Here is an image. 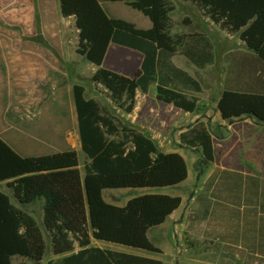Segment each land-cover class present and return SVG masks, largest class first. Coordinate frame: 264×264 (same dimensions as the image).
I'll use <instances>...</instances> for the list:
<instances>
[{"label": "trees", "instance_id": "1", "mask_svg": "<svg viewBox=\"0 0 264 264\" xmlns=\"http://www.w3.org/2000/svg\"><path fill=\"white\" fill-rule=\"evenodd\" d=\"M125 0H60L63 19L73 18L78 31L76 54L95 68L94 86L103 88L112 105L126 115L138 94L155 86L156 102L184 114H196L199 82L176 68L182 57L195 69L214 62V50L203 33L171 36L168 0H134L126 6L147 19L150 29L111 16L106 5ZM214 27L237 35L245 51L224 55L222 88L225 93L264 97V0H185ZM188 21H184L187 24ZM110 45L141 55L133 78L103 68ZM73 98L81 151L89 160L88 176H132L163 164L165 155L151 137L128 123H116L84 89L74 85ZM182 147L199 150L203 163H214L212 136L195 123L179 136ZM75 151L39 158H23L0 139V185L20 207L41 203L42 226L56 260L46 264H162L161 261L95 248L91 244L82 180ZM182 200L158 194L141 198L131 248L159 255L148 238L181 207ZM196 209L185 216L184 234L202 240L200 261L210 264H264V183L254 176L216 169L195 197ZM46 253L43 234L34 218L16 208L0 192V264L18 258L42 264Z\"/></svg>", "mask_w": 264, "mask_h": 264}, {"label": "crops", "instance_id": "2", "mask_svg": "<svg viewBox=\"0 0 264 264\" xmlns=\"http://www.w3.org/2000/svg\"><path fill=\"white\" fill-rule=\"evenodd\" d=\"M59 1L60 0H0V30L4 28V30L10 34L15 33L14 36L10 35V40L8 39L9 46L13 48V54H8L7 50H3V55H0V139L7 144L3 136L14 130L16 148L12 149L23 158H39L75 151L79 159L78 170L82 180L87 217L88 213L95 214L96 210L106 211L113 215L115 213L123 215V217L127 218L129 225H125L127 229L122 226L117 239H110L109 242H106L103 241L106 240V238L99 235L100 231L95 229L94 217L91 224L92 234L88 219L92 246L99 249L111 250L162 262V260L154 254L137 251L131 248V239L141 198L146 194H158L178 197L182 200L178 192L180 187L187 181L188 177L172 185L167 184L164 176L168 175V173H159L157 170V168L163 164L153 167L141 174L132 175L142 177L143 183L137 187L132 186L131 189H121L122 192L128 195L125 197V202L120 203V198L117 195L120 192H109L118 191V189L104 190L102 186L98 187L93 184L92 181L95 175L88 176L85 174L83 168L86 164H89V160L81 151L78 121L72 92L74 85L69 84L68 86H62L64 79L67 78V73L69 74L72 70L71 64L73 62L72 57L68 54L66 55L63 48L68 46L69 38H71V42H75L74 47H76L77 50L79 33L75 27V20L73 18H62ZM132 1L134 0H125L123 3L109 5L113 6V8L107 9L106 11L113 17L133 23L139 29H150L151 25L149 21L137 12L136 14H139L142 18V27L137 26L134 22L126 20L122 15L116 13L121 10V6L126 5V2L129 3ZM112 46L114 45H110L108 48L103 62V68L106 67L108 70L119 75L133 78L140 66L142 60L141 55L130 50L126 51L127 49L124 48H122L124 50L119 51L113 50ZM58 47V55H55L54 50ZM40 49H42L41 52H39ZM110 50L117 52L118 56L113 59L122 61L123 66L121 68L115 67L111 62L112 59H108V52ZM172 63L176 68L186 72L191 78L196 80L193 76V72L197 69L185 59L181 57L180 63L175 64L173 58ZM61 72L62 77L59 76ZM188 95L198 99L199 94L188 93ZM149 96H151V99L155 100V86H151L148 94L144 97L150 98ZM259 98L264 101V97ZM9 103L14 104V109L10 110L8 106ZM156 104L158 107L155 109L159 108L160 112H169L171 109L175 110L172 106H165L158 102H156ZM150 107H153V105L148 107L147 111L149 115L153 112ZM216 107L221 115L224 116L226 114L224 110L222 111L220 105L217 104ZM178 112L190 116V114H184L181 111ZM153 118H155V116H153ZM254 118L257 119L256 117ZM252 122L253 121L250 119H245L239 123H244L242 125L244 126L245 132L257 138L261 148L264 149V125ZM190 127L187 126L186 131ZM145 133H147L152 140H155V136H152L150 131L146 130ZM182 133L184 132L180 130L177 136L178 141ZM228 139V136L222 138L224 142ZM226 147L232 148L225 144V148ZM178 148L181 149L182 147ZM213 149L214 163L208 165L210 169L204 173L203 184L216 169H225L244 175H254L255 177L256 174H251V171L245 167H228L222 164V167L219 168L216 163V148L214 145ZM169 153L178 154L177 152ZM204 165L207 164L204 163ZM114 177L127 176H104L103 178H106L104 180L109 182V184L111 182H121ZM256 178L264 183V177L260 178L257 175ZM108 187L118 186L109 185ZM133 191L136 192L135 195ZM132 194L133 196H131ZM195 206L193 210L196 209ZM178 211L173 213L162 226L149 232V241L157 249L160 250L156 242L152 239V232H163L165 226H167ZM40 221H42V211ZM160 236H162V234L159 235V238ZM121 238L128 240L122 242ZM112 240L114 242H112ZM106 245H113L117 248H107ZM52 259L56 260V258L53 257ZM27 262L28 261H25V263L22 264H29Z\"/></svg>", "mask_w": 264, "mask_h": 264}, {"label": "rangeland", "instance_id": "3", "mask_svg": "<svg viewBox=\"0 0 264 264\" xmlns=\"http://www.w3.org/2000/svg\"><path fill=\"white\" fill-rule=\"evenodd\" d=\"M168 1L174 6V11L170 14V35L176 36L203 33L209 37L214 50L213 64L204 70H194L193 72V76L202 87V92L198 95L197 99L201 104L196 114L186 116L171 108H168L171 109L169 112L162 111V113L159 111V108L155 109L158 106L155 100L151 99V96L147 98L142 95H138L135 99V110H133L130 115H126L117 110L110 102L108 93L103 88L94 86L91 83L90 79L95 68L75 53V42H71V38L69 37L68 46H65L63 49L66 55L68 54L72 57V70L69 74L67 73V78L64 79L65 83L63 81L64 85L62 84V86H68L69 84L81 86L84 89L85 98L95 101L105 114L115 119L116 123H120L123 126L126 125L125 123H128V125H131L136 130L144 132L148 130L151 132L152 136H155V140H153L154 143L159 151L165 155L163 165L158 167L157 170L159 173H168V175L164 176V178H166V183L172 185L188 177L187 181L180 187L178 192L183 200L180 210L174 215L167 226H165L163 232L159 233V231H156L151 234L152 239L160 248V254L155 256L160 258L163 264H210L200 261L204 250V247H202V240L194 235L184 234V217L187 212L193 210L195 206V197L203 185L204 173L209 171L210 166L204 165L199 150L182 147L177 136L180 130L186 132L187 126L190 127L194 125L196 121L201 122L206 126L212 136L213 145L216 148V163L219 168L222 167V164L228 167H245L251 171V174H256L255 177L258 175L260 178H263L264 149L261 148L257 138L245 132L244 126L242 125L244 123L239 122L250 119L253 121L252 123L264 125V101L255 96L229 94L223 91L222 82L225 72V65L223 63L224 55L231 51L246 50L245 46L238 40V36H231L221 32L204 18L193 5L185 0ZM121 7V10L116 12L117 14L122 15L126 20L134 22L139 27L143 26L142 18L139 14L130 10L126 5ZM104 8L105 10H109L113 8V6L106 5ZM185 20L188 21L187 24H184ZM2 29L3 30H0V55H3V50H7L8 54H13V48L9 46L8 39L10 40V35L14 36L15 33L10 34L5 31L4 28ZM112 49L118 51L124 50L117 46H112ZM113 50L108 52V59L110 60L118 56L117 52ZM41 51L42 49H40L39 52ZM57 51H59V47L54 50L55 55H58ZM180 61L181 57H174L175 64H179ZM104 68L107 69L106 67ZM59 76L62 77V72ZM188 97L191 96L188 95ZM217 104L221 106L222 111L224 110L226 112L224 116L221 115L217 109ZM151 105H153V107H150V109H152L153 112L149 115L147 110ZM8 106L10 110L14 109V104L9 103ZM153 116H155V118H153ZM12 131L13 132L3 137L7 141V144L15 149L14 130ZM227 136L229 139L224 142L222 138ZM224 143L232 148H225ZM178 147L182 148L179 149ZM169 152H177L179 155L170 154ZM114 178L121 182H111L109 184V182L104 180L106 178L98 176H95L92 182L98 187L102 186L104 190L118 189V191L109 192H120L117 194L120 198V203H124L126 200L125 197L128 195L122 192L121 189H131L132 186L137 187L143 183L142 177L139 176ZM109 185H116L118 187H108ZM0 191L10 199L13 206L21 209L34 218L42 231L46 244V253L42 264H46L49 260H52L49 239L44 232L42 221H40V203L29 207H20L12 198L11 193L5 189L4 184L0 185ZM133 192L135 195L136 192ZM133 194L131 196H133ZM99 212V210H96L95 214L88 213L90 227L93 217L96 225L100 222L101 215L99 216ZM113 216H115V218L119 216L123 217V215H118L116 213ZM125 225L126 224H124V227H126ZM95 229L97 228L95 227ZM91 232L93 234L92 227ZM161 234L162 236L159 238ZM102 236L106 238V240L103 241L109 242L110 238L104 235ZM127 240L128 239L121 238L122 242ZM112 242L114 241L112 240ZM106 247L111 249L117 248L113 245H106ZM25 261L26 260L14 258L11 260V264H22L25 263Z\"/></svg>", "mask_w": 264, "mask_h": 264}, {"label": "bare ground", "instance_id": "4", "mask_svg": "<svg viewBox=\"0 0 264 264\" xmlns=\"http://www.w3.org/2000/svg\"><path fill=\"white\" fill-rule=\"evenodd\" d=\"M111 62L115 67L121 68L123 66L122 61L118 59H112ZM99 216L100 222L98 223V225H96L94 222V226L99 229V235H104L105 237L110 239H117L122 226H124V224H126V226L128 225L126 217L119 216L118 218H115L113 214H110L106 211H100Z\"/></svg>", "mask_w": 264, "mask_h": 264}, {"label": "water", "instance_id": "5", "mask_svg": "<svg viewBox=\"0 0 264 264\" xmlns=\"http://www.w3.org/2000/svg\"><path fill=\"white\" fill-rule=\"evenodd\" d=\"M195 123H198V121H196Z\"/></svg>", "mask_w": 264, "mask_h": 264}]
</instances>
